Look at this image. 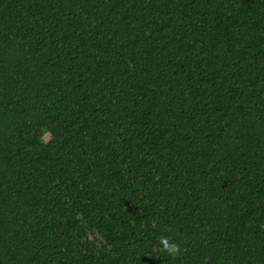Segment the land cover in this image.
<instances>
[{"label": "trees", "instance_id": "1", "mask_svg": "<svg viewBox=\"0 0 264 264\" xmlns=\"http://www.w3.org/2000/svg\"><path fill=\"white\" fill-rule=\"evenodd\" d=\"M0 264H264V0H0Z\"/></svg>", "mask_w": 264, "mask_h": 264}, {"label": "clouds", "instance_id": "2", "mask_svg": "<svg viewBox=\"0 0 264 264\" xmlns=\"http://www.w3.org/2000/svg\"><path fill=\"white\" fill-rule=\"evenodd\" d=\"M160 251L166 252L169 256L175 257L181 253L180 245L167 236L159 238Z\"/></svg>", "mask_w": 264, "mask_h": 264}]
</instances>
